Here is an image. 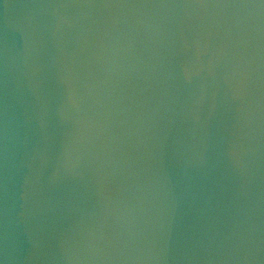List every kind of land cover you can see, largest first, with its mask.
Wrapping results in <instances>:
<instances>
[{
    "label": "water",
    "instance_id": "water-1",
    "mask_svg": "<svg viewBox=\"0 0 264 264\" xmlns=\"http://www.w3.org/2000/svg\"><path fill=\"white\" fill-rule=\"evenodd\" d=\"M0 60L264 128V0H0Z\"/></svg>",
    "mask_w": 264,
    "mask_h": 264
}]
</instances>
